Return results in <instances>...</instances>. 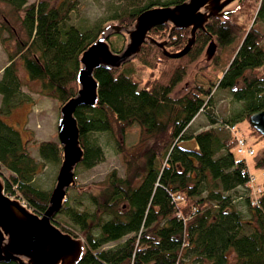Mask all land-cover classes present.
Masks as SVG:
<instances>
[{"label": "trees", "instance_id": "1", "mask_svg": "<svg viewBox=\"0 0 264 264\" xmlns=\"http://www.w3.org/2000/svg\"><path fill=\"white\" fill-rule=\"evenodd\" d=\"M76 1L26 4V0H0L9 15L0 11V45L8 62L0 75V165L8 172L3 190L39 215L51 191L32 184L38 163L27 152L19 131L2 119L28 100L19 90L16 62L20 61L30 81L41 83V94L63 104L78 88L82 52L108 25L128 26L146 9L184 0L149 1L115 14L107 20L114 23L99 25L89 33L67 23ZM255 2L251 26L230 18H212L205 31L196 32L192 48L180 58H168L159 47L144 43L133 60L151 74L158 73L141 88L133 80V60L118 69L95 70L98 101L75 111L83 150L77 167L90 168L103 159L101 146L91 143L88 134L115 132L121 138L133 125L140 133L132 144L115 140L125 176L111 171L106 187L89 195L92 208L70 206V192L79 188L69 189L68 200L58 212L68 221L52 220L61 231L82 235L84 252L78 264H264V182L255 186L246 162L251 158L255 168L264 169V143L255 148L238 126L264 108V76L247 75L248 70L264 65V28L254 23L264 26V0ZM14 24L24 38L14 35ZM169 29V25H158L148 34L163 41ZM14 36L11 52L6 43ZM112 36L116 37L114 45L125 40L122 34L109 39ZM188 36L189 29L174 30L166 50H181ZM211 37L219 51L227 48L225 60L219 51L211 61L203 60ZM203 68L214 69L215 91H226L242 106L225 119L206 110L209 126L187 132L192 120L212 104L215 93L191 77ZM249 127L257 135L255 141L264 140ZM236 138L242 139L243 153L237 152ZM192 140L194 149L179 144ZM37 151L43 162H61L59 142L42 141ZM122 238V243L103 248Z\"/></svg>", "mask_w": 264, "mask_h": 264}, {"label": "water", "instance_id": "2", "mask_svg": "<svg viewBox=\"0 0 264 264\" xmlns=\"http://www.w3.org/2000/svg\"><path fill=\"white\" fill-rule=\"evenodd\" d=\"M234 0H184L180 3L155 6L138 14L128 26L108 25L79 58L78 88L75 94L60 106L57 121V137L62 148V159L48 204L42 214L29 210L18 198L4 193L0 179V264H78L83 256L84 241L61 231L53 218L68 200V190L76 187L75 170L83 159L80 134L75 111L79 106H94L98 101L96 69H118L134 59L142 45L148 43L160 48L168 58H180L192 48L196 32L205 31L212 18H227L231 13L225 7ZM158 25H169L167 39L174 30L189 29L183 48L177 52L166 50L167 39L158 41L149 31ZM122 34L126 41L119 51L110 47L108 39ZM217 44L211 37L203 60L209 62L217 52ZM249 125L264 138V108L248 117Z\"/></svg>", "mask_w": 264, "mask_h": 264}, {"label": "rangeland", "instance_id": "3", "mask_svg": "<svg viewBox=\"0 0 264 264\" xmlns=\"http://www.w3.org/2000/svg\"><path fill=\"white\" fill-rule=\"evenodd\" d=\"M37 0H26V4L34 2ZM149 1L154 0H77L76 5L73 11L70 12L68 17V24L76 26L81 29L82 32L89 33L94 28L96 29L99 25H107L113 21H107L110 17L115 14L125 13L134 7H140ZM158 2H167L169 0H156ZM256 0H234V3H230L225 8H236L233 14L231 13V20H239L242 24L248 22L250 26L253 23L255 17V2ZM241 7L243 11H246L245 14H242L240 10ZM250 10H248V8ZM7 6L3 3H0V11L5 12L6 16L9 18L7 13ZM248 10V11H247ZM114 23V22H113ZM257 23L261 29L264 28L262 22ZM14 35H18V38H24L23 31L19 28L18 24L13 25ZM4 36V35H3ZM15 37L8 38L7 40V49H11V52L14 51ZM122 39V37H121ZM115 36H112L109 39L112 49L120 46L118 51L123 47L124 41L116 43ZM264 45V43H263ZM220 48L217 49V52ZM221 59H226L228 52L227 48L219 51ZM216 56V55H215ZM214 56V57H215ZM136 58V57H135ZM213 59V58H212ZM133 60V59H132ZM131 61V60H130ZM134 65L136 67V73L133 76V80L138 84L139 88L144 86V83L147 80L153 79L157 76V71H154V74H151L149 69H145L139 65L136 60ZM129 62V61H128ZM223 63V62H222ZM8 64L6 53L0 45V75L2 69ZM222 64H219V66ZM17 66V76L20 82L19 90L23 95L27 96V102L18 105L14 108L8 115L3 116L2 119L16 128L21 136L23 144L29 153V155L34 158L38 163V171L35 174L34 182L32 184L35 187L43 190H52L58 168L60 163H48L43 162L37 151V145L42 141H56L58 142L57 137V121L59 119V110L62 105L57 99L48 97L44 94H41V83L39 81H30L27 78V75L24 69L21 67L20 61L16 62ZM214 69L203 68L199 69L198 73H193V77L197 83L202 84L205 87H210L212 91H215L214 86L218 82V78L213 75ZM248 76L252 77H261L264 76V65L261 67L255 68L253 70L247 71ZM183 90V89H181ZM181 90H178L180 92ZM206 99V98H205ZM242 106L241 102L235 101L229 93L226 91H215L212 98V104L208 106L205 110L200 112L190 123L187 132H196L201 129H204L209 126L208 121V111L209 114H214L215 117L225 119L233 114L234 111L240 109ZM238 126L241 128L242 133L248 136L250 143L254 145L255 148L259 147L264 143L263 139H257L253 134L252 129L249 127L247 121H240ZM114 132V131H112ZM139 127L133 125L130 129L127 130L124 137H119L115 132L114 133H90L88 134V139L91 143H96L101 146L103 152L102 161L96 163L90 168H85L79 166L75 170V181L77 190L73 189L70 194L72 195V200L69 205L72 207H77L79 209L83 208H92L89 206V195L99 193L105 186V181L111 171L115 170L117 174L121 177L125 176V164L121 156L116 151L115 140H123L127 144H132L139 138ZM195 144L194 140L191 141ZM182 147H190L191 143L189 141H184L179 143ZM196 146V145H195ZM236 157L237 155L235 153ZM249 172L254 176V184H261L264 182V169L255 168L251 158L246 159ZM8 176V172L0 165V179H3ZM4 182V181H3ZM15 198L14 196H10ZM54 220H66V216L63 213H58L54 216ZM79 237L83 238L79 233ZM126 238V237H125ZM125 238H122L119 241L111 242L103 246V248H109L116 244L122 243Z\"/></svg>", "mask_w": 264, "mask_h": 264}, {"label": "built area", "instance_id": "4", "mask_svg": "<svg viewBox=\"0 0 264 264\" xmlns=\"http://www.w3.org/2000/svg\"><path fill=\"white\" fill-rule=\"evenodd\" d=\"M237 139V143H238V145H237V152L238 153H243L244 152V149H243V147H242V139L241 138H236ZM247 152L249 153V154H252V150H247Z\"/></svg>", "mask_w": 264, "mask_h": 264}, {"label": "flooded vegetation", "instance_id": "5", "mask_svg": "<svg viewBox=\"0 0 264 264\" xmlns=\"http://www.w3.org/2000/svg\"><path fill=\"white\" fill-rule=\"evenodd\" d=\"M227 9H230V10H231V13L233 14V12L235 11L236 8H227ZM231 13H229V14L227 15V18L230 17Z\"/></svg>", "mask_w": 264, "mask_h": 264}, {"label": "crops", "instance_id": "6", "mask_svg": "<svg viewBox=\"0 0 264 264\" xmlns=\"http://www.w3.org/2000/svg\"><path fill=\"white\" fill-rule=\"evenodd\" d=\"M191 144V146L190 147H186V148H190V149H194L195 148V144L194 143H192L191 141H189Z\"/></svg>", "mask_w": 264, "mask_h": 264}, {"label": "bare ground", "instance_id": "7", "mask_svg": "<svg viewBox=\"0 0 264 264\" xmlns=\"http://www.w3.org/2000/svg\"><path fill=\"white\" fill-rule=\"evenodd\" d=\"M232 3H234V2H232Z\"/></svg>", "mask_w": 264, "mask_h": 264}]
</instances>
